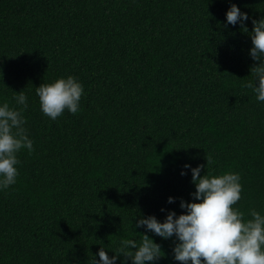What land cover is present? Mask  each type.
I'll use <instances>...</instances> for the list:
<instances>
[{
  "label": "trees",
  "instance_id": "16d2710c",
  "mask_svg": "<svg viewBox=\"0 0 264 264\" xmlns=\"http://www.w3.org/2000/svg\"><path fill=\"white\" fill-rule=\"evenodd\" d=\"M232 3L248 32L227 24ZM262 17L264 0H0V105L19 108L24 91L34 147L0 190V264L112 257L140 241V218L186 211L201 164V176L238 173L235 207L264 215V102L244 87ZM68 76L83 85L80 111L52 120L35 89ZM146 234L161 245L155 264H180L175 237Z\"/></svg>",
  "mask_w": 264,
  "mask_h": 264
},
{
  "label": "clouds",
  "instance_id": "9594fccd",
  "mask_svg": "<svg viewBox=\"0 0 264 264\" xmlns=\"http://www.w3.org/2000/svg\"><path fill=\"white\" fill-rule=\"evenodd\" d=\"M226 19L227 24L235 26L239 23L241 29L248 32L245 25L248 14L235 3L228 9ZM252 24L250 56L257 63L250 72L255 83L248 82L244 87L252 89L257 101L264 102V17L253 19ZM35 92L43 114L56 120L65 110L73 115L80 111L84 88L75 76H68L42 83ZM15 93L14 100L19 108L10 107L7 102L0 105V190L16 183L19 175L16 165L20 163L17 154L22 149H27L29 154L34 152L33 141L25 127L27 120L23 116L28 108V98L24 91ZM206 160L207 166L213 163L211 156H206ZM184 167L191 168V165ZM204 168L203 164L191 168L196 191L192 193L193 202L181 200L184 213L177 216L175 211H170L164 222L154 215L140 218L135 228L144 227L146 232L139 233V242L122 239L112 257L101 247L99 260L95 259L93 264H116L120 256L124 257L123 264L129 259L132 264H155L162 257L161 245L147 232L165 240L175 237L174 259L180 264H264V215L251 208L248 212L251 219L246 220L245 213L235 207L242 198L239 174L206 172L201 176ZM174 201L175 198L169 197L168 203Z\"/></svg>",
  "mask_w": 264,
  "mask_h": 264
}]
</instances>
